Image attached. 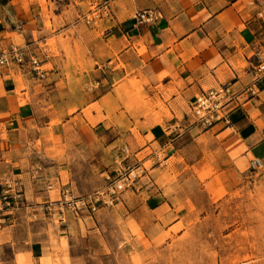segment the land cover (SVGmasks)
Returning <instances> with one entry per match:
<instances>
[{
	"label": "crops",
	"instance_id": "1",
	"mask_svg": "<svg viewBox=\"0 0 264 264\" xmlns=\"http://www.w3.org/2000/svg\"><path fill=\"white\" fill-rule=\"evenodd\" d=\"M88 1L0 0V48L19 45L42 68L0 71V180L19 178L28 200L42 202L62 185L76 193L74 169L43 164L51 158L114 146L130 161L154 159L121 201L129 208L127 231L150 248L180 222L162 180L189 172L211 189L231 190L243 183L252 157L264 165V77L253 82L251 73L264 53V0H111L110 17L97 26L78 18ZM142 8L156 9L157 17L136 26L133 14ZM223 84H253L255 93L226 103L224 119L200 129L194 97ZM173 124L178 131L169 135ZM31 213L17 212L15 223L0 229V245L11 246L13 259L25 250L24 264H50Z\"/></svg>",
	"mask_w": 264,
	"mask_h": 264
},
{
	"label": "rangeland",
	"instance_id": "2",
	"mask_svg": "<svg viewBox=\"0 0 264 264\" xmlns=\"http://www.w3.org/2000/svg\"><path fill=\"white\" fill-rule=\"evenodd\" d=\"M49 44H53V39ZM75 46L80 49L78 42ZM77 65L87 70L80 61ZM116 149L94 146L92 153L75 154L60 162L47 155L51 161L43 164L68 165V170L72 167L71 172L78 177L75 190L79 194L102 188L107 174L114 177L116 171L127 165L142 164L145 170L141 176L155 166L154 159L145 163H141V157L130 161L129 152ZM37 161L43 160L38 157ZM67 172L61 171L65 180ZM162 182L168 186L166 192L180 222L154 240L150 248L140 247L126 228L129 208L124 209L121 201L127 190H134L133 186L111 204L99 205L92 214L69 216L64 224L42 214L41 219L35 217L30 221L41 225L47 261L50 264H264V165L260 170H250L243 183L231 190L211 189L190 177L189 172H173ZM55 194L56 191H51L52 199L58 197ZM16 253L13 259L11 246L0 245V264H24L26 251Z\"/></svg>",
	"mask_w": 264,
	"mask_h": 264
},
{
	"label": "built area",
	"instance_id": "3",
	"mask_svg": "<svg viewBox=\"0 0 264 264\" xmlns=\"http://www.w3.org/2000/svg\"><path fill=\"white\" fill-rule=\"evenodd\" d=\"M111 0H89L88 9L80 19L88 25L97 26L102 17H110ZM157 17V10L154 8L137 9L133 14L134 25L139 26L150 22ZM21 28V24L16 25ZM257 64L252 69L253 82L264 77V53L257 54ZM29 65L32 72L42 73L39 60L36 56L26 59L23 48L19 45L9 44L5 48H0V71L9 66ZM253 84L242 89L235 90L230 84H223L216 88L199 93L194 97L191 104V114L194 124L200 129H207L214 123L224 119L222 114L223 106L232 101L240 100L244 94H254ZM178 125H170L167 128L168 134L178 131ZM249 167L252 171L260 170L263 162L257 157L249 160ZM145 168L142 164L127 165L123 169L115 172L114 177L108 174L105 176V185L91 193L82 195L75 193L69 186L62 185L58 189L56 199H46L42 202H31L25 194L22 181L16 177H6L0 180V229L4 226L13 225L16 221V213L32 209V215L42 214L48 218H55L58 224H64L68 214L79 217L84 213L92 214L97 211L99 205H109L118 200L120 194L134 186V183L143 174ZM53 183L46 184V190L53 189Z\"/></svg>",
	"mask_w": 264,
	"mask_h": 264
}]
</instances>
